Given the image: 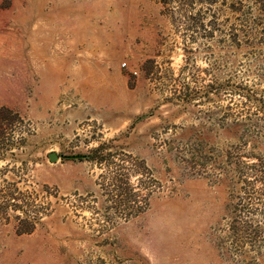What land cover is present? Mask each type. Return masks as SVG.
Here are the masks:
<instances>
[{
  "label": "rangeland",
  "instance_id": "obj_1",
  "mask_svg": "<svg viewBox=\"0 0 264 264\" xmlns=\"http://www.w3.org/2000/svg\"><path fill=\"white\" fill-rule=\"evenodd\" d=\"M0 264H264V0H0Z\"/></svg>",
  "mask_w": 264,
  "mask_h": 264
},
{
  "label": "water",
  "instance_id": "obj_2",
  "mask_svg": "<svg viewBox=\"0 0 264 264\" xmlns=\"http://www.w3.org/2000/svg\"><path fill=\"white\" fill-rule=\"evenodd\" d=\"M50 159H51L52 161L56 160V159H57L56 154H55V153H51V154H50Z\"/></svg>",
  "mask_w": 264,
  "mask_h": 264
}]
</instances>
